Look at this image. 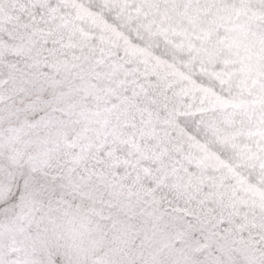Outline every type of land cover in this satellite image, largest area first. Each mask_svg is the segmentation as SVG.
Instances as JSON below:
<instances>
[{
    "label": "snow or ice",
    "instance_id": "snow-or-ice-1",
    "mask_svg": "<svg viewBox=\"0 0 264 264\" xmlns=\"http://www.w3.org/2000/svg\"><path fill=\"white\" fill-rule=\"evenodd\" d=\"M0 264H264V0H0Z\"/></svg>",
    "mask_w": 264,
    "mask_h": 264
}]
</instances>
